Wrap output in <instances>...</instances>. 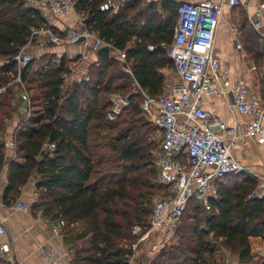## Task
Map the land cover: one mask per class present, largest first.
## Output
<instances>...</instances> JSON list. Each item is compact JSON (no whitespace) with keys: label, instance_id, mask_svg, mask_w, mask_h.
<instances>
[{"label":"trees","instance_id":"trees-1","mask_svg":"<svg viewBox=\"0 0 264 264\" xmlns=\"http://www.w3.org/2000/svg\"><path fill=\"white\" fill-rule=\"evenodd\" d=\"M103 1L78 0L76 11L86 16V24L102 40L127 49L142 87L161 93L165 84L161 70L174 65L163 44L173 42L177 1L126 0L116 14L101 11ZM42 23L30 0H0V87L17 75L15 56ZM244 28L242 34L257 36L248 22ZM150 45L157 48L151 51ZM2 60L7 62L1 64ZM64 72H70L66 58L58 63L51 55L33 58L22 69L36 125L22 129L21 120L14 131L15 155L23 162L9 158L0 140V174L6 170L7 177L3 203L12 206L35 177L39 197L32 207L65 219L69 236L79 229L73 237L72 264H128L130 246L136 241L132 229L137 224L146 228L152 212L153 200L150 205L142 200L157 190H162L157 196L169 192L152 181L157 169L151 150L158 144L149 133L156 129L143 117L138 94L130 95L115 121L107 119L109 95L127 94L131 84L116 56L100 57L89 67V80L66 91ZM15 100L20 99L11 84L0 97L1 134ZM47 142L56 143L52 154L43 150ZM256 183L248 172L228 174L216 182L217 197L210 199L209 210L190 200L176 229L179 241L166 245L151 264H206L204 257L214 252L212 240L219 238L241 262H251L250 238L264 239V201L250 198Z\"/></svg>","mask_w":264,"mask_h":264},{"label":"built area","instance_id":"built-area-1","mask_svg":"<svg viewBox=\"0 0 264 264\" xmlns=\"http://www.w3.org/2000/svg\"><path fill=\"white\" fill-rule=\"evenodd\" d=\"M178 18L171 45L163 44L169 58L173 61L176 77L166 80L159 94H152L142 87L135 78L132 60L127 49H117L112 43L102 40L98 33L86 24V16L76 11L78 0H30L36 8L43 23L33 29L27 43L15 56L18 72L8 85L0 87V97L9 85L14 84L18 99L28 115L31 100L22 80V69L39 54V51L50 46L80 44L87 49L83 58L90 53H97L101 47L115 49L121 69L131 77L130 90L127 94H110L111 109L107 119H117L122 110L128 106L131 94L141 96L143 117L149 121L160 135L158 146L151 150L157 169L154 182L165 185L169 192L153 199L152 212L147 227L135 225L132 233L136 241L130 246L128 264H151L164 245H169L176 236L182 217L190 200H197L210 209V199L216 189V182L228 174L248 172L249 168L235 155V144L248 137L264 144V97L259 96L245 81H233L227 71H220V59L214 53V41L223 7L215 0H204L194 3L187 0H176ZM125 0H104L100 10L116 14ZM241 0H226L225 5L236 8ZM264 2L256 12L253 23L256 30L263 26ZM62 16L72 19L74 24L54 27V17ZM238 42L237 48L243 47L239 27L232 23ZM157 46L150 45L153 51ZM74 60L75 55H69ZM7 60H2L1 64ZM61 62V56L57 58ZM256 67L254 66L253 69ZM64 72L62 79L65 91L69 86L88 81L89 76L71 77V72ZM75 71V70H74ZM23 87V88H22ZM204 95L217 97L233 96L232 107L240 114H251L252 120L246 125L245 134L238 133L235 126L227 125L219 116L210 113L202 104ZM6 153L15 151L13 136L5 142ZM56 143L43 145L45 152L53 153ZM258 182L250 194L251 199L264 201V177L258 176ZM38 197L33 198L37 202ZM17 209H26L24 202L16 203ZM68 225L60 219L54 234L63 238L61 229ZM7 229L0 221V260L9 261V242L4 240ZM143 252V253H142ZM142 253V254H141ZM75 256L69 248L66 253L57 249L42 247L40 259L44 264H58L63 257ZM11 263V262H10ZM39 263V264H42ZM13 264V263H12Z\"/></svg>","mask_w":264,"mask_h":264},{"label":"crops","instance_id":"crops-1","mask_svg":"<svg viewBox=\"0 0 264 264\" xmlns=\"http://www.w3.org/2000/svg\"><path fill=\"white\" fill-rule=\"evenodd\" d=\"M160 1L163 0H144V3ZM187 1L199 3L204 0ZM215 1L223 7L213 48L215 55L221 62L220 71H227L233 81H245L256 94L264 97V17L263 26L258 30L255 29L253 24L256 21V12L264 0H241L242 4L233 9L225 5L226 0ZM53 21L55 29L64 25L72 26L74 24L72 19L62 16L54 17ZM245 22H248L251 28L257 32V36L247 37L245 33L242 34V31H245ZM232 23H235L241 31L240 40L243 45L241 49L237 48L238 37L233 30ZM103 48L104 46L100 49ZM86 51L87 49L80 44L50 46L40 50L36 57L39 58L43 55H51L56 58L61 56V59L65 57L69 70L73 68L75 72H79L78 77H83L89 76V67L99 62L100 59L97 53L93 52L90 53L88 59H84L83 56ZM69 55H75L76 57L71 60L68 57ZM109 56L118 58L117 51L110 49ZM254 66L256 67L255 69H253ZM161 71L164 74L165 81L176 77L174 65L166 66ZM232 103V95L227 98L204 95L202 99V104L207 111L219 116L227 125L235 126L238 133L245 134L246 125L253 117L251 114L238 113L233 109ZM10 114L11 116L6 119V132L0 133V140L3 142L14 135V131L21 123V120L22 129L36 125L33 120V117L36 116L35 110L31 108L28 115L25 113L20 100L14 101V109L10 111ZM233 151L236 157L249 168L248 173L252 174L257 182L258 176L264 177V144L244 137L235 144ZM6 155L9 158H16L17 161L23 162V158L17 157L15 151L13 154L6 153ZM6 185L5 170L0 174V221L7 229V236L4 240L9 242V261L11 263L0 261V264L42 263L40 259V249L42 247L57 249L66 253L71 247L70 240H68L70 236L65 235L64 228L61 229L64 234L63 238L54 234V229L58 226L60 219L45 213L43 209L32 207L33 203H35L33 198L39 197V192L36 189V178L33 177L22 188L19 197L14 200L12 206H7L3 203ZM212 196L213 198L217 197L216 189ZM17 202L26 203L27 208L24 210L17 209ZM212 242L214 244V252L204 257L206 264H264V239L261 237L250 238L252 247L251 262H241L239 254L228 248L221 238L213 239ZM73 258V256L63 257L58 264H72Z\"/></svg>","mask_w":264,"mask_h":264},{"label":"rangeland","instance_id":"rangeland-1","mask_svg":"<svg viewBox=\"0 0 264 264\" xmlns=\"http://www.w3.org/2000/svg\"><path fill=\"white\" fill-rule=\"evenodd\" d=\"M174 1H176V0H174ZM34 58H36V56L34 57ZM76 67V66H75ZM76 76H79V72L78 71H72L71 72V77H76ZM66 91V90H65ZM119 94H121V95H123L124 93H120L119 92ZM149 138H150V140H152V141H154L155 143H158V140H159V138H160V135L157 133V131H155V130H151V132L149 133ZM155 166V165H154ZM156 169V168H155ZM156 174V173H155ZM154 177H155V175L152 177V181L154 182ZM162 192V190H160V191H156V192H152V193H147L146 195H147V197L146 198H144L142 201L144 202V204H146V205H150V203H151V201L154 199V197L155 196H157V195H159V194H162L161 193ZM202 204V203H201ZM203 218H204V216H203ZM186 222V217L183 219V223H182V225H184V223ZM79 229L77 228V229H75L72 233H71V235H70V239L68 238V240H70V245H71V247H74L75 246V241H74V235H75V233L78 231ZM64 231V233H65V235H67V236H69V234L70 233H68V232H66V229H64L63 230ZM175 234H176V232H175ZM179 241V239H178V237L177 236H174L173 238H172V241H171V243L169 244V245H171V244H175V243H177ZM168 245V246H169ZM166 245H164V247H165ZM70 247V248H71ZM164 247H162L161 248V250L164 248ZM160 250V251H161Z\"/></svg>","mask_w":264,"mask_h":264},{"label":"water","instance_id":"water-1","mask_svg":"<svg viewBox=\"0 0 264 264\" xmlns=\"http://www.w3.org/2000/svg\"><path fill=\"white\" fill-rule=\"evenodd\" d=\"M109 51H110L109 47H104L103 49L97 51V55L101 58H106L109 56Z\"/></svg>","mask_w":264,"mask_h":264}]
</instances>
